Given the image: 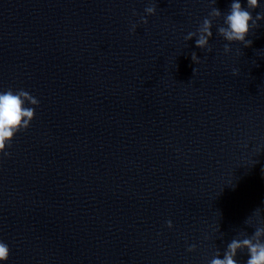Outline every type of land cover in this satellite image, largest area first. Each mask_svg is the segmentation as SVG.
I'll use <instances>...</instances> for the list:
<instances>
[{"label":"water","instance_id":"obj_1","mask_svg":"<svg viewBox=\"0 0 264 264\" xmlns=\"http://www.w3.org/2000/svg\"><path fill=\"white\" fill-rule=\"evenodd\" d=\"M152 2L0 0V91L40 101L0 156L7 264H209L264 218V21L209 53L210 0Z\"/></svg>","mask_w":264,"mask_h":264},{"label":"clouds","instance_id":"obj_2","mask_svg":"<svg viewBox=\"0 0 264 264\" xmlns=\"http://www.w3.org/2000/svg\"><path fill=\"white\" fill-rule=\"evenodd\" d=\"M216 2L217 0H210L211 10L208 16L203 19L195 32H189L184 39L190 41L195 38L196 47L211 53L210 40L213 37L214 21L223 18V24L217 25V34L228 42L224 45L225 54L232 52L230 46L232 44H241L245 48L251 47L252 41L247 37L254 29L260 28L259 21H264V12L257 13L255 17L252 15L253 10L261 7L260 0H246V6L241 3V0H232L227 12L223 13L216 7ZM144 12L146 15L140 17V23L147 25V17L157 14L155 0L144 9ZM137 27L138 25L133 23L131 31L135 33ZM191 59L195 64L201 62L195 52L191 54ZM193 74L194 76L196 74L195 68ZM233 75L238 76L239 71L234 69ZM39 105L40 101L24 89L0 91V156L10 155L7 148L18 133L30 128L36 117L35 109ZM254 215L259 223L254 232L251 235L242 232L238 237L231 239L223 252V257L221 258V253L217 250L209 264H238V254L244 251L248 256L245 264H264V218H261L259 209ZM167 227L173 228L171 220L167 222ZM187 251L195 252L196 245H189ZM10 255L9 245L0 240V264H7Z\"/></svg>","mask_w":264,"mask_h":264}]
</instances>
